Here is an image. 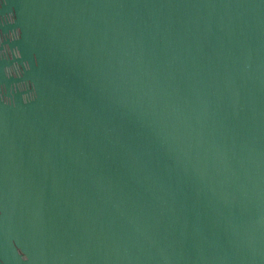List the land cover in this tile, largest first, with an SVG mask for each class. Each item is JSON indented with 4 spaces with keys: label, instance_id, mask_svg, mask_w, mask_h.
I'll list each match as a JSON object with an SVG mask.
<instances>
[{
    "label": "water",
    "instance_id": "1",
    "mask_svg": "<svg viewBox=\"0 0 264 264\" xmlns=\"http://www.w3.org/2000/svg\"><path fill=\"white\" fill-rule=\"evenodd\" d=\"M0 264H264V0H0Z\"/></svg>",
    "mask_w": 264,
    "mask_h": 264
}]
</instances>
